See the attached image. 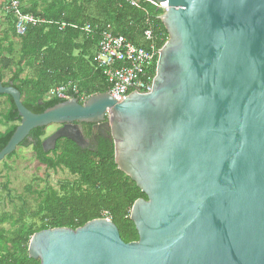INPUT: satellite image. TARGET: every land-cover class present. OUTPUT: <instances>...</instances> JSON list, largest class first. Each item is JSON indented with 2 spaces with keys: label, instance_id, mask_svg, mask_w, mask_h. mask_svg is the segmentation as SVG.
I'll use <instances>...</instances> for the list:
<instances>
[{
  "label": "water",
  "instance_id": "95a60500",
  "mask_svg": "<svg viewBox=\"0 0 264 264\" xmlns=\"http://www.w3.org/2000/svg\"><path fill=\"white\" fill-rule=\"evenodd\" d=\"M168 39L151 90L109 93L26 109L0 78L20 123L0 152H16L37 128H59L85 149L79 124L106 128L118 170L147 196L130 211L139 240L125 243L110 219L34 234L40 264H264V0H154Z\"/></svg>",
  "mask_w": 264,
  "mask_h": 264
},
{
  "label": "trees",
  "instance_id": "16d2710c",
  "mask_svg": "<svg viewBox=\"0 0 264 264\" xmlns=\"http://www.w3.org/2000/svg\"><path fill=\"white\" fill-rule=\"evenodd\" d=\"M21 11L32 14L52 24L31 27L23 36H18L14 28V18L6 15L10 32L20 42L18 59H13L15 44L8 35L0 37V78L3 73L10 75L4 86H13L20 92L23 105L34 114H42L65 101L44 99L54 88L72 82L77 86L78 94L71 92L70 97L80 101L109 93V85L100 70L95 68L94 55L98 37L87 39L75 26L90 24L102 29L110 28L113 34L124 36L137 46L148 48L143 34L152 29L157 50L168 39V33L160 20L161 12L149 3H142V9L133 7L126 0H17ZM15 56V55H14ZM33 75L27 77L26 70ZM155 76V70L153 71ZM7 97L10 109L4 115V121L10 124L0 134V152L16 131L20 118L13 99ZM18 123V124H16ZM30 136L35 142L33 151L36 160L48 170L65 169L77 177L71 184L62 185L59 190L49 188L46 191L32 190L39 200L38 211L34 219L40 226L31 225L28 229L5 230L8 222H21L6 212H0V264H40L28 255L31 237L43 230L54 228L77 229L86 223L105 218L107 213L118 228L125 243L139 240L130 211L139 199L147 196L129 177L118 170L114 158L112 140L100 144L96 152L80 149L73 142L58 141L52 152H44L42 140L43 128L34 129ZM26 140L20 147H27ZM16 153L8 156L10 159Z\"/></svg>",
  "mask_w": 264,
  "mask_h": 264
},
{
  "label": "built area",
  "instance_id": "2783aa9c",
  "mask_svg": "<svg viewBox=\"0 0 264 264\" xmlns=\"http://www.w3.org/2000/svg\"><path fill=\"white\" fill-rule=\"evenodd\" d=\"M131 6L142 9V3H149L162 14L167 6H162L154 0H126ZM4 11L14 18V28L18 36H23L31 27H38L43 24H52L32 14H25L21 11L20 2L17 0H3ZM144 11V10H143ZM161 14V15H162ZM160 18V17H159ZM88 39L98 37V43L94 55V64L100 70L109 85V94L118 102L124 101L133 93H147L151 90L154 79L153 71H156V63L159 50L154 42L152 29H147L143 38L149 42L148 48L137 46L124 36L115 35L110 28L102 29L99 26L85 24L81 27L75 26ZM78 94L75 84L69 82L52 89L49 99L68 101L72 99L70 93ZM79 103H84L88 98L83 94ZM108 219L107 213L104 214Z\"/></svg>",
  "mask_w": 264,
  "mask_h": 264
},
{
  "label": "rangeland",
  "instance_id": "374dc122",
  "mask_svg": "<svg viewBox=\"0 0 264 264\" xmlns=\"http://www.w3.org/2000/svg\"><path fill=\"white\" fill-rule=\"evenodd\" d=\"M38 1L41 3L45 0ZM19 42V39L16 40V45ZM15 49L14 60L19 56L18 48L16 47ZM25 75L29 77L33 73L28 69ZM48 94L44 99H49ZM83 95L86 97L85 94ZM8 108L9 104L0 98V134L4 133L10 126V124L4 121V115L8 111ZM55 130L56 126L47 128L45 130V137L51 135ZM15 153L16 155L12 158L0 162V212L9 213L14 218L18 219L20 217L22 220L18 223L10 221L3 225V229L26 230L32 224L39 227L40 222L33 218L34 214L38 211L39 200L31 191H46L49 188L58 191L60 186L75 182L77 177L72 176L65 169L55 171L46 169L44 165H41L36 160L32 147H19Z\"/></svg>",
  "mask_w": 264,
  "mask_h": 264
},
{
  "label": "flooded vegetation",
  "instance_id": "af4514ba",
  "mask_svg": "<svg viewBox=\"0 0 264 264\" xmlns=\"http://www.w3.org/2000/svg\"><path fill=\"white\" fill-rule=\"evenodd\" d=\"M80 104H83V103L80 102ZM58 128L59 127L56 126V130ZM79 128H80V130L82 132V135H83L84 139L87 141L85 149H83V150L96 152L98 147L100 146V144L102 142L107 141V140H111L110 132L106 128H101L99 130L97 129V130L93 131L92 126L91 125H86V124H79ZM47 137L48 136H46V137L44 136L43 140L45 138H47ZM29 138L31 139V141L30 140H26V143H28L27 147H32L33 148V146L35 145V142H34V140L32 139L31 136Z\"/></svg>",
  "mask_w": 264,
  "mask_h": 264
},
{
  "label": "crops",
  "instance_id": "0c3cea01",
  "mask_svg": "<svg viewBox=\"0 0 264 264\" xmlns=\"http://www.w3.org/2000/svg\"><path fill=\"white\" fill-rule=\"evenodd\" d=\"M6 13L4 12V3L3 0H0V37H3L5 34L8 35L10 37V40L12 42H16V40H18L17 37H13V35L11 34V30H10V24L6 18ZM15 48H16V44H15ZM16 50V49H15ZM3 82H8L10 75L8 72H4L3 74ZM25 76V74H24ZM2 99H4V102L9 104V101L7 99V97H2ZM10 109V104H9V108Z\"/></svg>",
  "mask_w": 264,
  "mask_h": 264
}]
</instances>
